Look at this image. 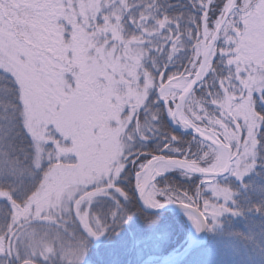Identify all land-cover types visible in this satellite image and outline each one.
<instances>
[{
    "label": "snow or ice",
    "instance_id": "obj_1",
    "mask_svg": "<svg viewBox=\"0 0 264 264\" xmlns=\"http://www.w3.org/2000/svg\"><path fill=\"white\" fill-rule=\"evenodd\" d=\"M248 213L264 0H0V264H187Z\"/></svg>",
    "mask_w": 264,
    "mask_h": 264
},
{
    "label": "trees",
    "instance_id": "obj_2",
    "mask_svg": "<svg viewBox=\"0 0 264 264\" xmlns=\"http://www.w3.org/2000/svg\"><path fill=\"white\" fill-rule=\"evenodd\" d=\"M259 180V178H254ZM246 182H248L246 178ZM234 190L238 188V182L233 185ZM260 197L251 190L241 194V202L245 206L250 203H258ZM167 213V212H166ZM222 237L225 241H237L246 247L257 246L260 242H264V217L257 214L248 213L242 217H225L222 225ZM207 235V234H206ZM179 243V240H177ZM264 246H262V250ZM252 248V247H251ZM248 250V249H247ZM203 251H198L187 261V264H208Z\"/></svg>",
    "mask_w": 264,
    "mask_h": 264
},
{
    "label": "rangeland",
    "instance_id": "obj_3",
    "mask_svg": "<svg viewBox=\"0 0 264 264\" xmlns=\"http://www.w3.org/2000/svg\"><path fill=\"white\" fill-rule=\"evenodd\" d=\"M206 234L198 251H203V256L206 257L208 264H264L263 241H256L260 243L257 246H251V248L237 241H225L221 238V233Z\"/></svg>",
    "mask_w": 264,
    "mask_h": 264
},
{
    "label": "water",
    "instance_id": "obj_4",
    "mask_svg": "<svg viewBox=\"0 0 264 264\" xmlns=\"http://www.w3.org/2000/svg\"><path fill=\"white\" fill-rule=\"evenodd\" d=\"M173 129H174V126H173ZM163 211H164V212H170V211H171V208H166V209L163 210ZM176 211L178 212L179 209H176ZM202 235H203V237H205L206 233H204V234H202ZM203 241H204V239H203ZM203 241H202V243H203ZM202 243H201V245H202ZM190 257H191V256H190ZM190 257H188L187 260H188Z\"/></svg>",
    "mask_w": 264,
    "mask_h": 264
}]
</instances>
